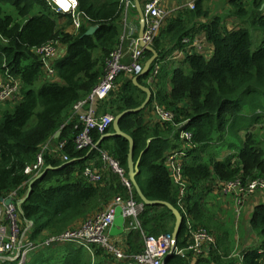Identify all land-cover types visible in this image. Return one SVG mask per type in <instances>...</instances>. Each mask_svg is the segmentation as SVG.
<instances>
[{"label":"trees","instance_id":"obj_1","mask_svg":"<svg viewBox=\"0 0 264 264\" xmlns=\"http://www.w3.org/2000/svg\"><path fill=\"white\" fill-rule=\"evenodd\" d=\"M139 1L143 6L144 0ZM207 1L197 0L193 9H182L169 16L153 47L158 52L157 59L163 60L183 49L184 37H193L199 32L212 46L211 56L185 52L172 71L169 92L162 89L152 92L149 104L142 111L124 115L119 122L120 129L133 139V159H139L136 182L142 194L148 200L172 204L183 216L177 204L178 189L171 180L165 159L168 152L188 142L181 139V144L173 143L165 133L175 130L177 125L174 139L178 142L180 130L191 134V146L183 159V174L187 187L184 205L194 227L207 226L201 215L200 200L195 199L190 190L211 178L220 182L235 178L243 182L256 178L264 180V141L250 130L264 118V44L252 52L249 29L244 26L227 28L223 16L210 15L208 7L204 6ZM229 4L234 8L229 15L243 21L248 19V25L264 32V0H253L247 7L241 0H230ZM7 6L13 13L7 11ZM78 10L85 19L74 30L70 15L55 12L47 0H0V75L9 74L20 81L18 101L12 110L5 108L0 114V198L12 192L16 193L14 202L24 198L28 184L35 177L24 170L35 162L47 141L54 140L56 145L63 142L61 153L67 158L63 160L56 154L44 153L42 170L47 165L67 164L50 169L35 180L29 195L17 206L20 228L25 231L26 240L33 243H42L51 236L80 226L116 196H129L128 188L113 172L96 183L83 176L91 159L101 168L102 151L118 161L127 177L128 141L110 136L98 143L103 133L93 130L91 139L96 147L77 149L74 141L80 126L74 119L66 121L72 105L86 97L97 84L106 59L120 42L123 2L78 0ZM127 14V18L133 16L136 26L129 37L136 38L137 12L131 7ZM60 18H65V23H61ZM90 26H97V29L86 34ZM51 41L56 42L61 51L51 60L54 76L47 78L44 63L35 49ZM143 56L145 62L151 52L145 51ZM150 71L151 68L139 75L137 81L152 91L146 83ZM159 71L157 78L165 84L166 70L160 68ZM131 78L123 73L117 77L114 88L100 103L99 113L109 112L116 116L143 102L145 94ZM154 102L173 112L171 122L159 121L155 127L149 126L144 114L151 110ZM57 131L59 135L55 137ZM110 131L112 125L104 133ZM223 135L236 139L226 145L234 154L224 159L214 154L207 158L200 156ZM131 191L134 199L140 202L132 185ZM139 221L144 235L151 238L171 234L174 226V216L164 205H144ZM249 224L261 240L259 249L264 251V203L254 208ZM185 230L183 221L176 238L179 247L186 245ZM126 232V250L141 251L144 246L142 233ZM259 249L243 251L239 264H264V252ZM214 252L210 251L208 261L197 259L194 263L221 264L223 257ZM107 257L95 244L84 247L63 241L37 247L23 264H106ZM227 261V264L236 262L233 259ZM164 264L190 262L172 255Z\"/></svg>","mask_w":264,"mask_h":264},{"label":"built area","instance_id":"obj_2","mask_svg":"<svg viewBox=\"0 0 264 264\" xmlns=\"http://www.w3.org/2000/svg\"><path fill=\"white\" fill-rule=\"evenodd\" d=\"M47 1L55 12L70 15L74 30H77L85 19V15L78 10V0H63L66 5L64 7L57 0ZM164 1L145 0L143 3L144 31L141 40L145 45L153 46V42L157 38L164 20L169 15L163 6ZM196 1L187 0L186 3L178 6L176 9H193ZM122 2L123 30L120 42L106 59L103 74L97 84L86 97L78 100L71 108L68 122L74 119L80 126V131L74 141L77 149L87 146L95 148L96 146L92 143L91 132L96 130L99 133H104L111 125L114 116L110 113H99V105L114 88L117 77L122 73L131 77L137 75L141 72L144 65L143 54L146 50L140 45L138 36L133 40L131 54L127 59L123 53L122 43L131 33L128 32L127 28V11L129 8L134 7V4L133 0H122ZM182 44L184 52L191 53L195 51L201 53L199 51L201 49L199 43L196 39H192V37H184ZM57 49L58 44L53 41L35 49L44 63V73L47 78L54 76L51 60ZM181 55H183V52L177 50L171 56L180 57ZM161 63V59H156L152 63L149 75L151 81L158 75ZM2 78L0 80V103L11 100V98L20 94V81L17 78L9 74H4ZM149 79V83H152ZM152 108L158 120L162 122H171L173 120L174 115L172 111L164 109L157 103H154ZM180 138L188 142L186 148L168 154L165 159V165L170 172L173 184L178 189L177 204L184 214L183 221L187 230L185 246L179 247L176 239L171 234H164L158 238L144 235L139 221V216L144 209L143 203L134 199L131 184L128 178L124 176V170L120 167L118 161L101 151L102 167L109 168L113 173L120 176L122 182L128 188L129 196L127 198L116 196L102 211L85 219L80 226L68 229L58 236H51L42 243H33L26 240L25 231H22L20 228L18 202H14L16 193H10V196H8L11 199L10 203L7 205L3 204V208L0 209V262L6 261L9 264H23L28 254L37 247L48 245L52 242L63 241H72L84 247L93 244L98 245L109 254L111 259L125 264H163V259L168 254L187 258L190 254H200L209 248L212 249L216 243L214 236L202 226H191L189 222L190 214L185 209L184 198L187 187L183 174V158L186 156V150L191 146V134L183 130L180 132ZM63 145V142H59L55 154L66 160V156L61 153ZM48 148L49 143L47 141L39 150L35 162L32 165L26 166L25 173L36 175L42 170L44 164L43 155ZM100 169L86 165L83 170V176L90 182H99L102 178ZM220 188L223 193L233 195L237 200V204L241 205L246 197L257 191L264 192V180L256 178L243 182L240 178H235L221 182ZM118 205L121 206L124 215L125 230H135L142 233L144 246L141 251L128 252L120 245L111 241L108 236V229L112 223L115 207ZM260 252L264 251L260 250Z\"/></svg>","mask_w":264,"mask_h":264},{"label":"crops","instance_id":"obj_3","mask_svg":"<svg viewBox=\"0 0 264 264\" xmlns=\"http://www.w3.org/2000/svg\"><path fill=\"white\" fill-rule=\"evenodd\" d=\"M186 2H187V0H165L163 2V6L165 7L167 12L169 13V15L166 17V19L169 16L175 15L176 12H179L180 9H176V8H178V6H180V5H182V4L186 3ZM229 2H230V0H229ZM263 6H264V4L262 5V8H263ZM229 7H230V5H229ZM246 7H247V5H246ZM210 15H212V14L210 13ZM214 15L215 14H213L212 16H214ZM134 17H136V16H134ZM166 19L164 20V22L166 21ZM244 23H245V25H241V26L247 27L248 23L246 21H244ZM224 24L229 29L234 28V27H232V25H229L228 23H224ZM239 26L240 25H237L236 27H239ZM127 28H128V32H131V33L126 37L125 41L123 42V47H122L123 48V53H124L126 59L131 54V47H132V43H133V40H134V38H131L129 36H131V34L136 30V26H135V23H134V20H133V16H131V15L127 18ZM200 37L203 38V34L202 33H200ZM127 40H129V43H127ZM60 51L61 50H59V48H58L56 53H55V55L53 56V58L56 57L59 54ZM171 55H173V53ZM171 55L168 56V58H165V59L161 60L162 63H161L160 68L166 70V76H164L165 77V82H164L165 84H162V81L160 82L158 80V78H157L158 76L155 77L152 81L149 79V77L146 80V81H148V79H149L152 82L150 86L152 88V92L153 93L158 91V90H160V89H162L165 92H169V90H170V85H169L170 76L172 74L173 69L176 68L178 66V64H179V61L173 59L174 57H172ZM183 56L184 55H181L180 57H183ZM2 76L3 75H0V77H2ZM154 103H156V102H154ZM152 107H153V105L151 106V110H148V111L145 112L144 117H145L146 122H148L149 126L153 128V127L156 126L157 123H159L160 120H158L157 116L153 112V108ZM69 117H70V115H69ZM69 117H68V119H69ZM68 119L66 121H68ZM160 122L164 123L162 121H160ZM177 127L178 126L176 125L175 126V130H172L170 132L168 131L167 133H165V136L171 142L178 143V144L180 143L181 144L182 143L181 138H179V142L174 139ZM158 130L159 131H163L161 129H158ZM180 131H179V137H180ZM241 136H242V134H241ZM232 139L233 140H230L228 143L236 142V139H234V138H232ZM263 139L264 138H261L260 140H263ZM48 143H49V148L45 151V153L49 152V153L55 154L58 144L56 145V142H54V140H49ZM212 143L210 145H212ZM182 146L183 147H181V145H180L179 148H177V149H175L173 151H178V150L184 149L186 147L185 144L182 145ZM221 149H220V151H221ZM206 150H207V148L204 150L203 153H205ZM170 153L171 152H168L166 154V156L168 154H170ZM186 153H187V151H186ZM203 153H201L200 156H202ZM219 153L215 154V156L218 157L219 159H224L225 157L229 156V155H227V156H224V157H220ZM228 153H231V152H228ZM56 157H58V155H56ZM184 158H186V156H184ZM101 162H102V160H101ZM88 165H90V166H92V167H94L96 169H100L99 167L96 166L95 161L93 159L89 160ZM102 165H103V162L101 164V167H102ZM111 173H112V171L109 168H103L102 167L100 169L101 176H103L105 178H107V176H109V174H111ZM220 185H221L220 181H218L217 179L215 180L214 178H211L210 180L206 181L205 183L197 186V188L189 191V193L191 195H194L195 199L200 200V203H201V208H200L201 209V215H202L203 219H205L207 227H205L203 225L202 226L207 228L210 231V233L214 236L215 242H216L215 246L213 247V249L209 248V249L205 250L204 252H201L200 254H190V255H188L187 256V260L190 262V264H196L194 262L197 259L198 260L201 259L202 262L208 261L211 258L209 253H210V251L213 253L214 252L213 250H215L214 255L221 256V253H224V255L221 256V257H223L221 259L222 260L221 264H227L228 263L227 259H232L230 257V254H232L233 251H230L228 249V247H226L227 244L223 240V237H224L223 236V234H224L223 232L225 231V227L228 226L230 223L233 225V234L235 233V239H237L239 237V235H241L240 239H242L244 241L243 246H242V250L240 251L241 253L243 251L247 250V249H254V247L256 245H257V249L260 248L261 240L255 234V232H253L251 230L250 224H249V220H250V218L252 216L254 208L258 204L264 203V192L257 191L254 194L246 197L241 205H238L236 198L233 195H231V194L223 193L221 188H220ZM8 196H10V194ZM8 196H6L5 198H7ZM3 204H4L3 202H0V209L3 208ZM245 221H246L247 229L251 230L255 234V236H256V238L258 240V243L249 244L248 242L250 241L251 238L248 240V242L245 240V237H244L245 229L243 227L244 226L243 224H244ZM189 222H190L191 226H194L195 223L192 220V217L190 215H189ZM217 223L219 224L220 228H222L221 230H222L223 234L219 233V231L217 230V227H218ZM239 225L241 226V233H240L239 228H238ZM126 233L121 235V236L112 237L113 240H111V241H113L115 243L120 242L122 245H124L123 247L126 248L127 245L124 242ZM186 234H187V230H185V235ZM221 236H223L221 238L223 243L220 246V237ZM225 244H226V246H225ZM236 245H237V243H236ZM218 247H219V250H218ZM215 253H217V254H215ZM225 254H229V256H225ZM212 257H214V256H212ZM240 259H241V254L237 258L236 257L233 258V260H236L235 264H239V260ZM118 263H120V262H118ZM214 264H219V263H214Z\"/></svg>","mask_w":264,"mask_h":264},{"label":"water","instance_id":"obj_4","mask_svg":"<svg viewBox=\"0 0 264 264\" xmlns=\"http://www.w3.org/2000/svg\"><path fill=\"white\" fill-rule=\"evenodd\" d=\"M133 4H134V8L137 12V16L139 19V21H138V33H137V36L140 39L139 43L142 47H144V49L146 51L151 52V56L144 62V65H143L141 72L137 75L132 76V78H131L132 83L144 92L145 98H144L143 102L138 107L133 108V109H127V110L117 114L116 116H114L112 123H111L112 131L103 133L101 135L98 143H100L104 138L110 137V136L122 137L128 141V145H129L128 157H127V178H128V181L133 186L135 192L137 193V195H138L140 201L143 203V205H145V206L164 205L168 208V210L171 211V213L174 216V226H173L171 236L176 239L177 235L181 229L183 220H184L183 215L172 204H170L168 202L160 201V200H148L142 194V192H141V190H140V188L136 182V176L138 175V172H139V168H138L139 159L136 161L133 159V139L130 135L124 133L119 127V122L124 115L140 112L149 104V102L152 98V91L149 87L138 83L137 79H138L139 75H143V74L149 72L152 63L158 58V52L154 49V47L151 45H145V43L141 40L142 35H143V31H144V20H143L144 15L142 12V5H141L139 0H133ZM96 29H97V26H90L87 29L86 34H92ZM58 135H59V131L56 132L55 137H57ZM66 164H67V162H65V163H63L57 167H52L51 165H47L43 170H41L38 174H36L35 177L28 184L27 193L24 196V198L19 200L18 205L20 203H22L25 200V198L29 195L31 184L35 180L44 176L48 170L59 169V168L64 167ZM10 201H11V199L9 197H7V198L1 197L0 198V202H3L5 205L9 204ZM125 233H126L125 219H124V215L122 213V208H121V206L118 205L115 207L112 223L108 229V236L109 237H117V236H121ZM170 256H172V255L168 254L164 257L163 264L165 263L166 259Z\"/></svg>","mask_w":264,"mask_h":264},{"label":"rangeland","instance_id":"obj_5","mask_svg":"<svg viewBox=\"0 0 264 264\" xmlns=\"http://www.w3.org/2000/svg\"><path fill=\"white\" fill-rule=\"evenodd\" d=\"M244 2L245 6H251V2L253 0H241ZM229 0H209L207 2L204 3L205 8L208 7V10L210 11V13L213 15H222L223 16V22L224 23H228L229 25H232V27H236L237 25H245L243 20H239L231 15H229L230 11L232 10V6L230 5L229 7ZM7 11L12 12V8L7 6L6 7ZM234 9V8H233ZM182 10V9H180ZM59 21L61 23H65V18H60ZM245 21L247 23H249L248 19H245ZM247 28L249 29L250 33H251V38H252V45H251V51H257L263 44H264V32H262L261 30L258 29H254L252 26L248 25ZM199 32H197L196 36H193L192 39H196L197 42L199 43V46L201 47V49L199 50L203 55L205 56H211L212 53V46L209 45L208 42H206L205 40H203V38L200 37V34H198ZM159 36V34H158ZM122 47H123V43H122ZM181 52H183V55L185 54V52L183 51V49L181 50ZM172 54V53H171ZM183 57H179V56H174L173 59L175 60H181ZM158 76V75H157ZM156 76V77H157ZM3 79L2 77H0V80ZM147 84L151 85V83H149V81H146ZM19 95H16L14 98H11V100H7L3 103H0V114H1V110L8 108L10 110H12L13 106L16 104V102L18 101ZM105 113H109V112H105ZM111 114V113H110ZM250 130L252 132H254L253 134L255 135V137H257L258 139L264 138V118H262L257 124H255L253 127L250 128ZM233 140L231 137L229 136H225L223 135V137L219 138V136L213 141L212 145H209V147H207V150L205 153H203V157L207 158L208 155L211 154H218L219 152V156L220 157H224L227 155H232L234 154L232 151H229L227 149V143ZM264 140V139H263ZM225 146V147H224ZM222 148V149H221ZM221 149V151H220ZM226 149V150H225ZM231 152V153H228ZM218 222V221H217ZM218 224V223H217ZM244 229H245V240L248 242V240L250 239V241L248 242L249 244H253V243H258V240L255 236V234L247 229L246 227V221L243 224ZM205 228V227H203ZM239 231L241 233V226L239 225ZM209 233L210 231L205 228ZM222 228H220L219 224L217 227V230L219 231V233H222ZM224 233V234H223ZM223 236L220 237V246L222 245L223 241H222V237L224 242L227 244H225L226 247H228V249L230 251H233L232 254H230V257L233 258H237L240 254H241V250H242V246L244 241L242 239H240V236L235 239V233L233 234V225L230 223L228 226L225 227V231L223 232ZM211 234V233H210ZM111 240H113L112 237H110ZM245 241V242H246ZM235 242V243H234ZM237 243V245H236ZM116 244L120 245L123 249H126L125 247H123L124 245H122L120 242H117ZM144 245V244H143ZM98 246V245H97ZM100 247V246H98ZM101 248V247H100ZM221 248V247H220ZM257 248V245L254 247V249ZM102 249V248H101ZM104 250V249H103ZM219 250V247H218ZM105 252V250H104ZM106 253V252H105ZM107 254V253H106ZM107 260H106V264H119L118 262L114 261L113 259L111 260V257L109 256V254H107ZM224 255V253H221V256ZM264 261V258H263Z\"/></svg>","mask_w":264,"mask_h":264},{"label":"snow or ice","instance_id":"obj_6","mask_svg":"<svg viewBox=\"0 0 264 264\" xmlns=\"http://www.w3.org/2000/svg\"><path fill=\"white\" fill-rule=\"evenodd\" d=\"M57 2L60 3L62 7L66 6V5L64 4L63 0H57Z\"/></svg>","mask_w":264,"mask_h":264}]
</instances>
